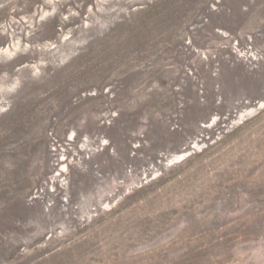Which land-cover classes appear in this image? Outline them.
<instances>
[{"label": "rangeland", "instance_id": "1", "mask_svg": "<svg viewBox=\"0 0 264 264\" xmlns=\"http://www.w3.org/2000/svg\"><path fill=\"white\" fill-rule=\"evenodd\" d=\"M0 264H264V0H0Z\"/></svg>", "mask_w": 264, "mask_h": 264}]
</instances>
